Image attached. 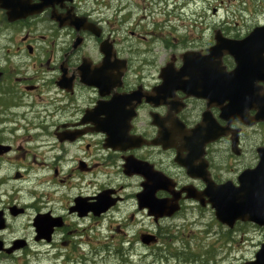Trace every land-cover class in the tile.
Listing matches in <instances>:
<instances>
[{
	"label": "flooded vegetation",
	"instance_id": "obj_1",
	"mask_svg": "<svg viewBox=\"0 0 264 264\" xmlns=\"http://www.w3.org/2000/svg\"><path fill=\"white\" fill-rule=\"evenodd\" d=\"M253 171L264 0H0V264L85 263L105 229L139 264H230L236 235L251 264L264 217L217 211Z\"/></svg>",
	"mask_w": 264,
	"mask_h": 264
},
{
	"label": "rangeland",
	"instance_id": "obj_2",
	"mask_svg": "<svg viewBox=\"0 0 264 264\" xmlns=\"http://www.w3.org/2000/svg\"><path fill=\"white\" fill-rule=\"evenodd\" d=\"M137 218L139 221L144 219L141 215ZM145 223L148 224V220H145ZM132 236V234L125 235L117 234L114 231L108 232L106 229L102 234H92L89 236V240H91L89 244L94 246L96 251L94 250V252L91 253V247L87 246L85 252H88V257L90 259L88 258L85 263L81 262L80 264H133V262H131V259L133 258L136 260L134 264H139V261H141L142 258L143 249L140 248L139 245L131 247ZM236 239V246L224 245V248H220L219 245H216V258H225L231 262L230 264H241L243 259L254 256L256 251L251 248V245H243L241 243V235H236ZM135 251L137 252L135 253ZM144 261H146L144 264H159L153 263L152 259L149 258V254L145 257ZM57 264L62 263L57 261Z\"/></svg>",
	"mask_w": 264,
	"mask_h": 264
},
{
	"label": "water",
	"instance_id": "obj_3",
	"mask_svg": "<svg viewBox=\"0 0 264 264\" xmlns=\"http://www.w3.org/2000/svg\"><path fill=\"white\" fill-rule=\"evenodd\" d=\"M241 70H235L232 72V78L238 76ZM251 172V171H250ZM245 173L240 177L241 186L231 189L230 195L226 200V210L219 209L217 211V218L230 226H233L234 222L238 219H251L254 221H260L264 214L259 212V205H264V191L261 193L256 187L255 171L252 173ZM225 186H223L224 188ZM229 187V185H228ZM264 187V183H263ZM230 188V187H229ZM147 186L142 193H140L139 201L141 206L147 203L150 198L148 196ZM263 194V195H262ZM260 196H263L261 199ZM148 198V199H147ZM256 260L251 264H264V244L261 249L256 253Z\"/></svg>",
	"mask_w": 264,
	"mask_h": 264
}]
</instances>
